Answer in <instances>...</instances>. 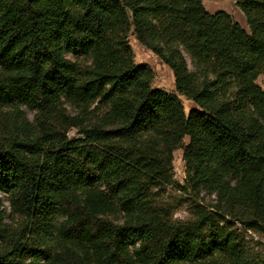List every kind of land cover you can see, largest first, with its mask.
<instances>
[{"label": "trees", "instance_id": "trees-1", "mask_svg": "<svg viewBox=\"0 0 264 264\" xmlns=\"http://www.w3.org/2000/svg\"><path fill=\"white\" fill-rule=\"evenodd\" d=\"M203 1L0 0V264H257L232 222L264 238V0H234L247 30ZM179 148L214 197L185 222L153 193Z\"/></svg>", "mask_w": 264, "mask_h": 264}, {"label": "rangeland", "instance_id": "rangeland-1", "mask_svg": "<svg viewBox=\"0 0 264 264\" xmlns=\"http://www.w3.org/2000/svg\"><path fill=\"white\" fill-rule=\"evenodd\" d=\"M210 4L211 12L225 11L232 16V18L240 24L242 28L247 30L244 16L238 9L234 0H210L204 1L203 6L207 7ZM215 4V5H214ZM128 43L133 51L135 64H146L149 66L153 73V80L150 84L152 89H160L168 93L176 95L181 102L184 112L187 113L190 109L194 108V104L185 97L178 95L174 89V80L169 68L163 64L158 57H156L151 51L141 47L133 38L132 35L128 37ZM69 59H73L72 55L67 56ZM188 68L190 71H194L195 68L190 58L184 54ZM256 84L264 91V75H260ZM27 118L33 119L35 111L30 107H23ZM70 137H76L75 130H71L68 134ZM187 142L185 138L183 145ZM182 148H179L173 152L172 155V180L171 185H162L153 190L156 204L163 210L169 213L170 218L174 222H185L192 219V210L195 205H200L205 209L213 203L214 197L212 195H206L204 193H195L185 186V165L182 160ZM2 197V207L9 214L8 202L5 194L0 193ZM58 222V220H56ZM234 226L238 227V230L243 232L244 240L246 242L247 251L257 264H264V238L260 235L253 233L252 231L243 230L242 226L232 222Z\"/></svg>", "mask_w": 264, "mask_h": 264}, {"label": "crops", "instance_id": "crops-1", "mask_svg": "<svg viewBox=\"0 0 264 264\" xmlns=\"http://www.w3.org/2000/svg\"><path fill=\"white\" fill-rule=\"evenodd\" d=\"M204 1H205V0H204ZM204 1H203V2H204ZM206 1H207V0H206ZM203 2H202V4H203ZM214 5H215V4H214ZM204 8H205V10H206L207 12H209V13H213V12H211V9H212L213 7H211L210 4H208L207 7L204 6ZM239 25H240V24H239Z\"/></svg>", "mask_w": 264, "mask_h": 264}]
</instances>
